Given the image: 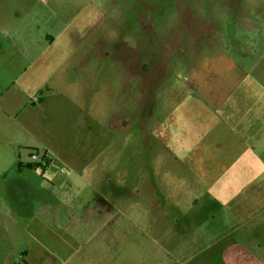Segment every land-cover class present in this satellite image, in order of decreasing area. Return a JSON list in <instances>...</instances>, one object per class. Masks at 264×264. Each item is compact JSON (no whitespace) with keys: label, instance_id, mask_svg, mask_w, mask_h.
Returning <instances> with one entry per match:
<instances>
[{"label":"rangeland","instance_id":"1","mask_svg":"<svg viewBox=\"0 0 264 264\" xmlns=\"http://www.w3.org/2000/svg\"><path fill=\"white\" fill-rule=\"evenodd\" d=\"M218 3L0 0V89L25 62L23 39L34 55L32 43L54 36L58 20L65 28L54 46L67 79L45 84L28 102L34 108L2 124L0 168L8 177L23 171L33 192L0 199V264H167L179 244L161 239L186 238L190 224L206 222L203 208L220 207L223 185L234 182L197 184L187 167L200 150L217 162H205L206 174L238 170L223 153L241 151L219 148L237 118L208 112L230 100L219 94ZM213 19L217 58L206 69ZM43 94L53 97L36 107Z\"/></svg>","mask_w":264,"mask_h":264},{"label":"crops","instance_id":"2","mask_svg":"<svg viewBox=\"0 0 264 264\" xmlns=\"http://www.w3.org/2000/svg\"><path fill=\"white\" fill-rule=\"evenodd\" d=\"M43 4V9H46L47 4ZM218 5L215 9H219L220 23L216 35L222 47L217 53L219 57L225 54L219 60V74L226 71L225 76H220L219 94H226L220 99L227 102V94L230 93V100L217 110L209 107L208 112L212 115L214 111L220 110L223 118H237L233 121L234 126H229L221 133L219 148L240 150L241 154L233 158L231 152L224 150L223 156L230 161L234 160L232 164L238 167L237 171L227 176L206 174L205 162L209 166L217 162L200 158V150L196 156L194 153L193 161L187 163V167L190 166L195 174L190 180L197 184L203 183L210 187V182H219L223 177L234 184L223 185L219 195V198L223 197L221 208H203L206 222L190 224L188 230L193 231L189 236L161 239L168 241L171 238L172 244H179L172 249L171 264H264V170L261 173L254 172L256 165H264V8L261 0H219ZM54 23H58L53 30L55 37L49 33L46 40L40 38V44L32 43L36 49L34 55L30 52L33 50H30L29 40L24 42L23 39L19 45L25 62L13 70L15 79L4 89L5 95L4 90L0 89V130L10 121L9 118L14 120L16 113H25L34 108L28 102L42 92L45 84L53 82L58 87L65 85V54L54 46L65 27H59V20ZM209 23V58L204 63L206 69L211 68L215 62L212 60L217 58L215 48L212 47L217 24L214 19ZM16 44L19 43L16 41L13 45ZM231 70H234V75ZM232 86L235 87L233 91ZM42 96V102L36 107L53 97L50 94ZM10 100L12 105L9 108ZM208 100L212 103L211 94ZM205 104L208 106L206 101ZM236 128L240 130L236 132ZM243 165L251 166L252 172L248 173ZM227 171L225 169L224 174ZM16 173L8 177L7 170L0 168V199L4 196L16 199L31 196V181L23 171ZM0 208H4L1 200Z\"/></svg>","mask_w":264,"mask_h":264},{"label":"built area","instance_id":"3","mask_svg":"<svg viewBox=\"0 0 264 264\" xmlns=\"http://www.w3.org/2000/svg\"><path fill=\"white\" fill-rule=\"evenodd\" d=\"M31 159L34 162V166L38 169L44 170L48 166V160L45 156H40L39 154H32Z\"/></svg>","mask_w":264,"mask_h":264},{"label":"trees","instance_id":"4","mask_svg":"<svg viewBox=\"0 0 264 264\" xmlns=\"http://www.w3.org/2000/svg\"><path fill=\"white\" fill-rule=\"evenodd\" d=\"M22 166V164L20 165V167ZM36 167V166H35Z\"/></svg>","mask_w":264,"mask_h":264}]
</instances>
